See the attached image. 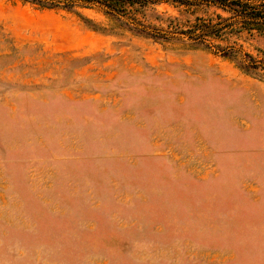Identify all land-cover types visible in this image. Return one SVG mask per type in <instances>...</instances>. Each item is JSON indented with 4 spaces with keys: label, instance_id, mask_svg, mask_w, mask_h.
I'll return each instance as SVG.
<instances>
[{
    "label": "rangeland",
    "instance_id": "1",
    "mask_svg": "<svg viewBox=\"0 0 264 264\" xmlns=\"http://www.w3.org/2000/svg\"><path fill=\"white\" fill-rule=\"evenodd\" d=\"M110 29L0 0V264H264V79Z\"/></svg>",
    "mask_w": 264,
    "mask_h": 264
},
{
    "label": "trees",
    "instance_id": "2",
    "mask_svg": "<svg viewBox=\"0 0 264 264\" xmlns=\"http://www.w3.org/2000/svg\"><path fill=\"white\" fill-rule=\"evenodd\" d=\"M40 10L102 14L111 31L129 33L164 44L183 43L215 51L247 75L264 79V0H6ZM162 4L214 9V17L197 18L187 29L178 19L165 24L156 8ZM165 26V27H164ZM251 47V48H250ZM251 49V51H250Z\"/></svg>",
    "mask_w": 264,
    "mask_h": 264
}]
</instances>
